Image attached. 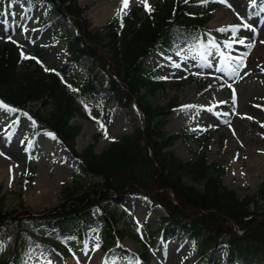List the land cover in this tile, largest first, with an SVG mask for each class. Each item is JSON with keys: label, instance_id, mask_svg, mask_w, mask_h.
<instances>
[{"label": "trees", "instance_id": "1", "mask_svg": "<svg viewBox=\"0 0 264 264\" xmlns=\"http://www.w3.org/2000/svg\"><path fill=\"white\" fill-rule=\"evenodd\" d=\"M23 2L28 7L38 2L51 4L76 32L66 35L65 63L51 72L22 58L20 46L0 44V100L18 113L26 111L37 131L52 132L67 157L78 161V171L96 181L73 179L61 187L62 199L56 205L38 211L23 203L8 210L0 200V240L12 239L0 264L18 263L30 246H38L44 258L57 256L59 243L37 234L39 228L56 232L55 239L68 252L74 241L98 232L108 245L128 236L142 245L139 264L149 263L145 235L149 244L186 237L195 264H264V181L256 192L240 198L222 183L225 170L220 164L208 161L207 136L165 131L175 100L160 106L146 98L164 88L163 81L147 67L149 54L161 47L182 50L194 45L203 36V26L217 2L212 0L201 8L189 0H162L151 6V14H139V7L124 17L122 28L114 17L103 29L89 28L83 14L87 6L78 0ZM9 3L3 0L0 5L6 16L11 14ZM260 3L256 0L246 13L255 14ZM86 58L91 61L88 72L80 79L71 77L72 66ZM100 72L106 80L100 78ZM111 100L122 108L135 103L142 123L98 153L93 143L78 151L75 136L81 128L71 118L88 119L95 109L106 111ZM31 102H38V107L30 106ZM108 119L106 115V124ZM181 136L191 137L199 147L187 161L169 149ZM29 165L27 177L31 178ZM132 196L147 197L151 210L163 208L156 230H144L138 224L132 231L119 228V209ZM10 226H15L14 234L9 232ZM123 251L135 264V256Z\"/></svg>", "mask_w": 264, "mask_h": 264}, {"label": "rangeland", "instance_id": "2", "mask_svg": "<svg viewBox=\"0 0 264 264\" xmlns=\"http://www.w3.org/2000/svg\"><path fill=\"white\" fill-rule=\"evenodd\" d=\"M161 1L148 0V3L152 6ZM192 1L201 7L206 5L200 0ZM217 1L218 5L213 9L198 43L181 51L160 48L148 56L146 64L151 74L157 79L167 78L161 79L163 89L156 90L146 98L153 105L160 106L175 100L174 112L164 128L166 132H207L208 161L217 162L225 169L222 183L243 198L256 192L264 180V127L261 126L264 124V57L257 53V48L264 44V12L259 10L255 17L248 16L245 8L250 0ZM79 2L87 6L84 16L90 22L89 28L93 29H103L121 4V0ZM140 6V0H130L128 13ZM9 7V16L3 14L0 8V44L9 42L20 45L21 52L30 59L35 58L32 59L34 64L44 72L63 65L66 35L75 33L69 19L43 2L28 7L23 0H10ZM223 9L227 11L228 18L214 20L217 11ZM105 10L108 15L103 17ZM144 13L142 6L139 14ZM243 24H249L252 28H245ZM233 27L236 28L235 33L230 30ZM222 28L229 30L218 31ZM240 39L244 40V44L238 43ZM229 43L231 48L225 46ZM233 58H242L246 67H240L233 73L232 69L239 62ZM90 64L91 61L86 58L73 66L71 77L78 75L82 78ZM176 64L179 67H175ZM45 68L49 71H45ZM99 76L106 79L103 72ZM29 105L36 108L39 103L31 102ZM185 105L193 107H182ZM105 113L102 109H95L88 119L75 116L70 120L81 128L75 136L74 146L78 151L93 143L98 153L142 123V117L134 105L121 108L111 100L107 110L108 126L104 122ZM97 121L103 123L108 138H105ZM48 133H36L34 122L28 114L18 115L17 112L8 113L0 109V153H3L0 155V200L5 209L18 208L23 203L28 209L42 210L56 205L62 199L61 187L71 184L73 179L89 183L96 181L94 177L76 170V160L66 158L65 150L53 138L54 135L49 136ZM95 136L96 140H93ZM170 149L179 159L187 161L195 156L199 147L191 137H182ZM31 152L34 155L30 164L33 171L28 179L24 166ZM7 161L11 167L5 172L2 167ZM149 206L150 202L143 197L134 196L127 201L119 209V228L132 231L133 225L139 223L144 230H155L164 210L156 207L148 213ZM95 212L98 213V209ZM16 231L15 226H10L9 232L14 234ZM36 232L47 236L51 242L59 243L57 256L44 258L38 246H30L17 264H93L94 249L101 252L99 264H131L122 249L131 251L136 257L143 251L142 245L128 236L115 240L112 246L102 244L103 234L98 232L86 241H74L73 251L62 256L67 250L55 239L54 231L39 228ZM11 240H0V259L9 253ZM144 241L151 254L150 264H194V251L186 238L167 244L158 240L149 244L145 236ZM97 244L99 248H96Z\"/></svg>", "mask_w": 264, "mask_h": 264}, {"label": "snow or ice", "instance_id": "3", "mask_svg": "<svg viewBox=\"0 0 264 264\" xmlns=\"http://www.w3.org/2000/svg\"><path fill=\"white\" fill-rule=\"evenodd\" d=\"M185 3L188 2V0H184ZM201 3H206L207 0H200ZM221 2H224V0H221ZM130 0H121V4L120 7L117 9L116 13H115V18L119 21L121 28L124 26L123 24V19L124 17L128 14V6H129ZM140 3L142 4V6L144 7L145 11L148 12L149 14H151L152 11H154V9L150 6V4L148 3V0H140ZM256 5V0H250V2L248 3V7H254ZM229 7H231V5H229ZM260 11L264 12V0H261L260 3ZM245 28H249L251 29L252 26L249 24H243L242 25ZM229 29H219L218 31L224 32V31H228ZM233 33H235L236 28L233 27L230 29ZM254 30V29H253ZM10 39V38H9ZM238 43L240 44H244V40L240 39L238 41ZM215 43L213 42V47H215ZM228 48H231V44H226L225 45ZM21 57L24 59H28L30 57H27L23 52H21ZM35 59V58H32ZM233 59H237L239 62L236 64V66L232 69V72L235 73L237 72V70L240 67H246V65L243 64V59L242 58H233ZM37 63H40L39 60H37ZM175 67H179L178 64L175 65ZM45 71H49V69L45 68ZM217 71H220V69H217ZM262 71H264V69H262ZM167 77H162L161 79H166ZM229 87H231V85H229ZM73 91H76L75 89H73ZM233 96H235V91L233 90ZM184 108H188V107H193L191 105H185L182 106ZM257 107H260V105H257ZM0 109L4 110L5 112L11 113V112H16L17 109L10 107L9 105H7L5 102H3L2 100H0ZM211 110V109H209ZM25 115H27L25 113ZM249 119H251V117H248ZM97 123L100 124V128L102 131H104L105 134V138L107 137V130L104 128L103 123H101L100 121H97ZM262 127H264V124L261 125ZM49 136H52V133H48ZM55 138V137H53ZM0 155H3V153H0ZM96 248H99V244L96 245ZM95 250V249H94ZM135 264H139V261H136Z\"/></svg>", "mask_w": 264, "mask_h": 264}, {"label": "bare ground", "instance_id": "4", "mask_svg": "<svg viewBox=\"0 0 264 264\" xmlns=\"http://www.w3.org/2000/svg\"><path fill=\"white\" fill-rule=\"evenodd\" d=\"M108 15V12H107V10H105V11H103L102 12V16L103 17H105V16H107ZM222 18H228L227 17V11L226 10H218L217 11V13H216V17H215V19L214 20H217V19H222ZM257 53L261 56V57H264V44H261L258 48H257ZM179 156H181L179 153H177ZM11 167V164H10V162L9 161H7L5 164H4V167H2L3 168V170L5 171V172H7V168H10ZM100 250L99 249H95V250H93L92 251V254H93V256H94V263L93 264H99V260H100V258H101V256H100Z\"/></svg>", "mask_w": 264, "mask_h": 264}]
</instances>
